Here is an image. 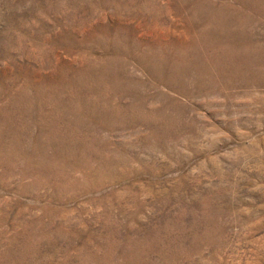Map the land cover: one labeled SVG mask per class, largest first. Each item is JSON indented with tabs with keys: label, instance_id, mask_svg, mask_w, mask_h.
<instances>
[{
	"label": "rangeland",
	"instance_id": "obj_1",
	"mask_svg": "<svg viewBox=\"0 0 264 264\" xmlns=\"http://www.w3.org/2000/svg\"><path fill=\"white\" fill-rule=\"evenodd\" d=\"M0 264H264V0H0Z\"/></svg>",
	"mask_w": 264,
	"mask_h": 264
}]
</instances>
